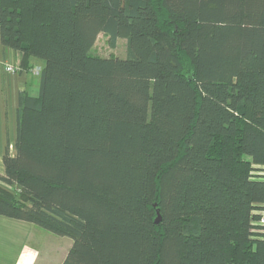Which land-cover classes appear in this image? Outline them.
<instances>
[{
	"label": "trees",
	"instance_id": "16d2710c",
	"mask_svg": "<svg viewBox=\"0 0 264 264\" xmlns=\"http://www.w3.org/2000/svg\"><path fill=\"white\" fill-rule=\"evenodd\" d=\"M0 31L43 62L1 216L72 238L62 264H264V0H0Z\"/></svg>",
	"mask_w": 264,
	"mask_h": 264
},
{
	"label": "rangeland",
	"instance_id": "374dc122",
	"mask_svg": "<svg viewBox=\"0 0 264 264\" xmlns=\"http://www.w3.org/2000/svg\"><path fill=\"white\" fill-rule=\"evenodd\" d=\"M91 53L103 57L126 58L127 40L119 38L116 46H112L109 36L100 33ZM11 150L14 151L13 147H11ZM2 170H4V166L3 163H0V171ZM257 173L264 174V171L257 172L255 170L253 172L254 175ZM262 211L259 209L255 211L256 215H259V219H256L254 223V242L264 237V217H261L260 214L263 213ZM1 240L5 241V248L0 244V258H4V261H6L4 264H14L21 249L26 245H33L39 249L41 255L38 264H61L64 253L69 250L73 243L72 238L55 235L34 223L0 215ZM2 248L5 249L6 253L2 252Z\"/></svg>",
	"mask_w": 264,
	"mask_h": 264
},
{
	"label": "crops",
	"instance_id": "0c3cea01",
	"mask_svg": "<svg viewBox=\"0 0 264 264\" xmlns=\"http://www.w3.org/2000/svg\"><path fill=\"white\" fill-rule=\"evenodd\" d=\"M0 59L10 61L21 68L16 72L9 73L0 67V163H3V155L8 132L12 143L11 147H13L15 141L18 95L22 90L27 91L32 96H37L39 94L40 75L36 71L43 67V62L32 58L29 62V66H31V68L22 67L21 55L15 50L5 47L2 44L1 31ZM3 172L4 170L0 171V173ZM0 244H2L3 248H5L4 240H1ZM3 248L2 252L6 253ZM68 251L69 250L64 253L61 260L62 262L66 258ZM40 255L41 254L38 248L33 245H26L21 249L14 264H38ZM5 262L4 258H0V264H4Z\"/></svg>",
	"mask_w": 264,
	"mask_h": 264
},
{
	"label": "built area",
	"instance_id": "2783aa9c",
	"mask_svg": "<svg viewBox=\"0 0 264 264\" xmlns=\"http://www.w3.org/2000/svg\"><path fill=\"white\" fill-rule=\"evenodd\" d=\"M0 67L9 73H13L21 69L19 66L15 65L14 63L1 59H0ZM36 72L39 73V70Z\"/></svg>",
	"mask_w": 264,
	"mask_h": 264
},
{
	"label": "water",
	"instance_id": "95a60500",
	"mask_svg": "<svg viewBox=\"0 0 264 264\" xmlns=\"http://www.w3.org/2000/svg\"><path fill=\"white\" fill-rule=\"evenodd\" d=\"M161 221V216L158 215L157 219H156V223L158 224Z\"/></svg>",
	"mask_w": 264,
	"mask_h": 264
}]
</instances>
